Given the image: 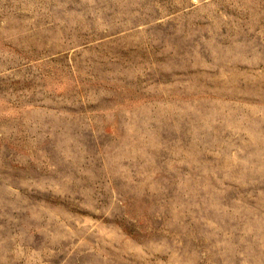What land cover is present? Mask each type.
I'll return each instance as SVG.
<instances>
[{"label":"rangeland","instance_id":"1","mask_svg":"<svg viewBox=\"0 0 264 264\" xmlns=\"http://www.w3.org/2000/svg\"><path fill=\"white\" fill-rule=\"evenodd\" d=\"M0 264H264V0H0Z\"/></svg>","mask_w":264,"mask_h":264},{"label":"bare ground","instance_id":"2","mask_svg":"<svg viewBox=\"0 0 264 264\" xmlns=\"http://www.w3.org/2000/svg\"><path fill=\"white\" fill-rule=\"evenodd\" d=\"M22 20V19H21ZM17 30V29H16Z\"/></svg>","mask_w":264,"mask_h":264}]
</instances>
